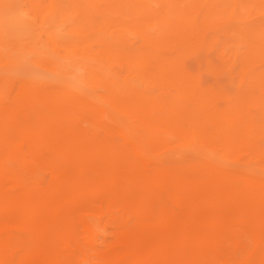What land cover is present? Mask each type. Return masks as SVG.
I'll use <instances>...</instances> for the list:
<instances>
[{"label": "rangeland", "instance_id": "1", "mask_svg": "<svg viewBox=\"0 0 264 264\" xmlns=\"http://www.w3.org/2000/svg\"><path fill=\"white\" fill-rule=\"evenodd\" d=\"M0 1H4V0H0ZM34 1L35 2L37 1L35 7L30 5L31 0H18V2H20L19 5L17 4L16 0H15V2H14V0H5L4 2H0V14L3 13L2 15H0V21L3 22L2 23L3 25L7 24V21L11 22L12 23V29L17 31V32H14V30H12V32H14V34L12 32H10L12 34L7 35L8 36V37L6 36L7 38L5 37L6 39H8L9 37L11 39L8 41H6V39H5V42H4V44L6 43L5 46L8 43V47L11 48V47H13V44H15V43H16V45L20 46L21 45L20 43L25 42L24 44L22 43L24 46L23 45L20 46V49H21V47H23L24 50L21 49L18 51L19 47L15 45L13 47L14 49L13 48L11 50L9 48H8L9 50L5 49L7 52H9V53H7V52H4L5 50L1 51L2 49L0 48V52H2V54H3V55H0V56H3V57H1V59H4V60L0 59L1 60L0 61V67H1L0 72H2V74H3V71L5 72V75L4 74L2 75L0 73V78H1L0 80H3L4 77H6V76L12 77L13 75H16V73H17L16 77L13 76L14 80L12 77L11 84L9 85L10 88L8 86V90L4 92L5 94L4 93L0 94V117H2L1 114H3L4 115L3 117H5L7 120L9 119L10 123L15 122V121L18 123L20 121L18 128L16 129V132H15L16 137L12 141V143L15 146H16V144H18L16 147L20 153L23 151L21 153V158H20L21 161L23 159V161H22L23 164L21 163L17 166V169L19 168L18 171H20V172L15 171L16 172L15 173L12 171H5L3 174L0 175V182L3 185H5L6 182L22 175L23 173H24L23 176L29 178L31 181L37 180L40 183H47L50 181L49 171L46 170L43 162L40 159H37L36 157H34L32 155V153L30 152V148L28 146V142L26 140H24L23 135H22V132H24V128L26 127V124H24V123L27 120L26 118H23V117H27L28 113L22 112L20 114L17 113V115H15L16 114L15 111L17 110L16 108L18 107V104L20 103L19 96L16 95V97H15V94H18L20 88L22 89L23 87L24 88H30L31 87L33 89H38V90L39 89L40 90H48L51 87L54 88L56 85L57 86L61 85L66 80L74 81V80H77L78 78L84 79V83H86L85 84V86H86L93 79V74H94L93 71L94 72L98 71L100 74H104L107 84L109 83L105 87L104 86L101 87L102 95L104 94L105 97L106 96L109 97V94H113L112 96H116V95H119V93H121V91L123 89H125L128 92L129 91L132 93L134 92L133 94L136 95V98L140 99L139 102L142 103L143 105L135 107L131 112H128L126 115L124 114V115H120V116H118L117 110H112L113 112L111 111L110 113L114 116H113V118L109 119L112 123L109 120H106V122H104L103 119H101V118H95L97 115V112L93 108H92L93 110L91 108L90 109L88 108V110H84L86 112L85 114L75 113V112L69 111L68 114H69L72 122L73 121L75 122V127L82 126L86 129L89 128L88 129L89 133L93 134L97 141H99L101 144H103L106 149L112 150L116 154L113 157L104 156L100 159H97V158L91 159L87 162V164H98L99 163L102 166L105 165V166H108L110 168L113 167L115 175L117 177H119L120 180L126 181L127 179H130L131 177L133 180H135L136 178L140 177L141 174L145 173V170L141 167L140 160L130 150L131 149L130 146L122 138H120L119 133L117 131H115V127L116 126H122V128H124V126L130 125L132 128L135 129V131L138 133L139 136L143 135L146 137V149H147L146 150L147 151V153H146V166H147L146 167V170H147L146 171V177H148V178H146L147 179L146 180V185H147L146 186V202H144V200H135L134 202L128 201L127 204L121 202L119 204L112 206V210H110V211L111 212L113 211L112 212L113 214H115V215L117 214L116 216L119 219H122L126 224H129L130 226L134 225L133 218L136 215V212L138 209H140V211L144 210V209H148V210H146V220L150 221L149 223H152L155 225L161 220V218L163 216V212H167L169 215H173L175 217L176 223H177V221L178 222L181 221L182 217L190 209L191 210L194 209V211L196 209L199 210V211H197V210L195 211L197 214L202 211L201 212L202 215H205V212H206V215H209L208 211L210 214H213L214 212H215V214L216 213L223 214L226 219L222 218V220L220 222H221V225H223V227L224 226L226 227V228L224 227L226 230L225 229H224L225 231L222 230V233L221 232L219 233L217 240L213 241V242H216V244L213 243L211 246L208 247L207 252H209L210 255H209V253L207 254V257L204 259L205 263L203 261V264H207V262H208V264H212V261H213V264H240V263L245 264V260H246L247 256H249V255L254 256L252 258V264H260L261 262H258V260L255 258V256H256L255 253H257L256 252L257 251L256 250L257 244H260V247H262V246L264 247V228H263L264 227L263 226L264 225V218H262V216L264 215V211H263L264 210V200H263L264 199V181H262V180H264V177L261 176V174L264 173V168H263L264 167V155H263L264 154V139L260 140L262 137L264 138V136H263L264 135V127H263L264 126L263 125L264 124V113H262V112H264V97H263L264 96V60H263L264 59V44H263L264 43V23H263L264 22V0H241V1L240 0H237V1L236 0H228V2L231 5L227 2V0H203L204 2H202V4H200L202 0H188V2H187V0L186 1L185 0H183V1L182 0H175V2H174V0H162V3H161V0H149V1L148 0H141V1L135 0L136 2L140 1V3H138L139 5H137V3L135 1H134L135 3H132L133 0H127V2H126V0H124V2H123V0H108L107 3H106L107 0H103L105 5L102 2V0H98V1L97 0L96 1H94V0H57V1L53 0L54 5L50 9H49V5L51 3V0H33V2ZM118 1H119V3H118ZM171 1H173V2H171ZM192 1H194L193 4H190V3H192ZM199 1H200V3H197ZM93 2H95V4H93ZM96 2H98V3H96ZM159 2L162 4V6H161V4H159ZM206 2H208L209 4ZM237 2H238V4H236ZM65 3H67V4L64 5ZM157 3H158V6H156ZM170 3H171V5H169ZM188 3H189V5H187ZM121 4L123 6H121ZM227 4H229L230 6ZM239 4H241V5H239ZM58 5H59V7H58ZM92 5H93V7H92ZM99 5H100V8H99ZM184 5H186V6H184ZM237 5H239L238 6L239 10H238V7L236 10ZM19 6H22V8ZM120 7H121V11L119 12ZM122 7H124V8H122ZM18 8H20L21 10ZM125 8L127 10H125ZM183 8H185L186 12H184ZM57 9L60 11V13ZM99 9H101V10H99ZM122 9H124V10H122ZM13 10H15V11H13ZM90 10H92L94 12H92ZM128 10H130V11H128ZM142 10L144 11V13L142 12ZM167 10L169 11V14H168ZM235 10H236V12H235ZM111 11H113V12H111ZM145 11H147L148 14L150 12V14L149 15L146 14ZM156 11H158L157 14H156ZM163 11H165V12H163ZM208 11H209V13H208ZM26 12L27 13L29 12V13L27 14ZM105 12H107V13H105ZM129 12L133 18L128 14ZM177 12L178 13L183 12V13H181L183 16H181L180 14H177ZM206 12H207V15L205 14ZM210 12L212 14L213 13L216 14V16L213 15V16H215V17H213ZM92 13H95V14L92 15ZM121 13H122L123 17H121ZM133 13L135 16L133 15ZM217 13H218V15H217ZM102 14H103V16H102ZM116 14H118V16ZM123 14H125V15H123ZM144 14H146L147 16H145ZM219 14L221 16H219ZM28 15H30L31 17ZM128 15L130 16L131 19L128 18L129 17ZM152 15L155 16L156 20L153 19ZM34 16H38L39 19L37 18V20H36V17L34 18ZM41 16H44L43 20H42ZM95 16L97 17V19L95 18ZM138 16H139V18H138ZM148 16H150V18L151 17L152 18L149 19ZM180 16H181V18H179ZM237 16H239V18ZM240 16H241V18H240ZM142 17H145V18H143L144 20H146V19L148 21L152 20V19L153 20L148 22V23H147V20L138 22L140 19L142 20ZM166 17L171 18V19L173 18L172 20L170 19L173 25L170 24V22H168L169 20ZM248 17H249V19H248ZM46 18H50V19L52 18V19L51 20L48 19L49 20L48 21V20H45ZM232 18H234V19L232 20ZM237 18H238V20H237ZM32 19H34V20H32ZM84 19L86 20V22H84L85 21ZM177 19H180V21L178 20L179 21L178 22ZM39 20H40V22L42 21L41 24H40ZM99 20H101V21H99ZM161 20H163V21H161ZM227 20H228V22H227ZM230 20H231V23H232V21H233V23H235L236 21L239 22V20L241 23L239 25V23L236 22V24H233V26H234V28H233L231 23H230ZM234 20H236V21H234ZM243 20H245V21L243 22ZM78 22H80L81 24ZM143 22H144V24H143ZM167 22L170 24V26H169V24H167ZM48 23H50L48 25V27H45ZM84 23H86L87 26ZM78 24L80 25V27ZM259 24H261V25H259ZM26 25H28V27H30V28H28ZM51 25L53 26L52 30H50L52 28ZM149 25L151 26V28ZM19 26H22V28ZM225 26H227V28ZM243 26H244V28H243ZM26 27H27V29H26ZM140 27H143V28L145 27L146 29L145 28L144 29L146 31H144L143 28L140 29ZM153 27H155V29H153ZM163 27H164V29H163ZM165 27H168V28L165 29ZM170 27L173 31H171V29L169 30ZM179 27H180V29H179ZM229 27H232V29ZM74 28H76V30H73ZM225 28H226V30H225ZM149 29L152 30L153 32H151ZM32 30H35V33H34V31H33V33H31ZM161 30L163 31L162 33H161ZM177 30H179V31L177 32ZM46 31H48L47 35L44 34ZM120 31L123 33V36L121 33H119ZM142 31H144V32H142ZM102 32H104V33H102ZM110 32H111V34H110ZM115 32H118V34H115ZM30 33H31V35H34L35 38L32 39L33 36H31ZM71 33H73V34H71ZM161 34L162 35L164 34V36H162ZM231 34H234L233 37L236 36V38H232ZM229 35H230V37H228ZM22 36H24V37H22ZM63 36H66V37H63ZM226 36H227V38H226ZM60 37H63V38H60ZM114 37H115V40H114ZM12 38H14V39H12ZM118 39H120V40L118 41ZM150 39L153 43H155V45H159L160 47L159 46L156 47L150 41ZM187 39H190V40H187ZM234 39L237 41L235 42ZM257 39H260V40L257 41ZM51 40L56 44L55 46L52 44ZM111 40H114V41L117 40V41L114 42ZM185 40H187V41H185ZM255 40L257 43H259L260 46L257 45ZM20 41H22V42H20ZM98 41H101V42H98ZM184 41L186 43H184ZM17 42L19 44H17ZM117 42H120V43H117ZM50 43H51V46H50ZM105 45L107 47L106 48L107 50L105 49ZM119 45H121V46H119ZM124 45H126V47ZM38 46H39L40 50L39 49L37 50ZM177 46H179L178 48H181V49L178 50ZM17 47H18V49H16ZM145 47L152 50V52L150 50H147V49L144 50ZM6 48H7V46H6ZM129 48H132V49H129ZM141 48H143V49H141ZM153 49H154V51H153ZM231 49H233V50H231ZM254 49H255V51H254ZM22 50H23V52H22ZM25 50H27V51H25ZM113 50H114V52H113ZM156 50H158V51L163 50L164 54L161 52H157ZM165 50H166V52H165ZM14 51H16V52H14ZM179 51H181V52L179 53ZM252 51H254L255 53ZM54 52L56 54H54ZM168 52H169V54H168ZM231 52H233V55H231L232 54ZM5 54L8 55V57ZM46 54H47V56H46ZM50 54L51 55L53 54L55 56L54 57L55 59L53 58V55L51 58ZM28 56H30V59ZM66 56H67V58H66ZM82 56H83V59H82ZM241 56H243L244 58L243 57L241 58ZM254 56L256 59L254 58ZM5 57H7V58H5ZM16 57H18V59H15ZM61 57H63V58H61ZM163 57H164V60L162 59ZM228 57H230V58H228ZM20 58H21V60H19ZM91 58H93V59H91ZM61 59H62V61H61ZM63 59H65V60L63 61ZM85 59H87L88 62ZM166 59H168V62H166ZM226 59H227V61L230 60V62H227ZM242 59H244V60L246 59V61H244ZM178 60H180V61H178ZM8 61H11V62L8 63ZM15 61L18 62V64H16ZM51 61H56L54 66L52 65ZM255 61H256V63H254ZM234 63L236 65H234ZM232 65H233V67H232ZM244 65H246L245 68H244ZM168 66L169 67L171 66V67L169 68ZM251 67H253V68H251ZM77 68H78V70H77ZM96 68H99V69H96ZM243 68H244V70H243ZM54 69L56 71L53 72ZM226 69L227 70L229 69V70L227 71ZM231 69H232V71H231ZM44 70H45V72H44ZM76 70H77V72H75ZM187 70H189V72ZM62 72L67 73V78H65V75L61 74ZM190 72H191V74H190ZM197 72H198V74H197ZM237 72H239V73H237ZM241 72H242V74H241ZM253 72H254V75L252 74ZM6 73L9 75H7ZM40 74H41V77H47V79L39 77ZM47 74L49 76L50 75L54 76V78L51 79L50 78L51 76L49 77V76H47ZM193 74L196 76H193ZM262 74H263V76H262ZM70 75H72L73 77H76V78L74 79L72 76L70 77ZM170 75L173 77H170ZM181 75H182V78H181ZM198 75H199V77H198ZM218 75H219V77H218ZM255 75L257 78L254 77ZM25 76L29 77V78H25ZM178 76H179V78H178ZM258 76L259 77L262 76L261 77L262 79L259 80L260 78ZM49 78L53 81H50ZM167 78H168V80H165ZM247 78L249 80H247ZM60 79H61V82H60ZM180 79L182 82H180ZM192 79H196L199 81H196V80L193 81ZM257 79H258V82H260L261 84L256 82ZM55 80H59V81H57L58 83L55 82ZM186 80L188 82H185ZM189 80H190L191 84H189ZM201 81L204 85L199 84ZM183 82L186 84L184 85ZM195 82L196 83L198 82L197 85ZM27 84L29 87L27 86ZM168 84L170 87L166 86ZM194 85L196 86V88ZM88 86L89 85H87V87ZM186 86H187V88H186ZM165 87H169V88L167 89ZM192 87H193V89H192L193 91L190 90V88H192ZM204 88H206V89H204ZM135 89L138 91H136ZM185 89H188L191 92L188 90L186 91ZM108 90H112L114 93L112 91H110L111 92L110 93ZM198 90H200L201 93H199L200 91H198ZM208 91H210V93ZM217 91H219L221 94H218L219 92H217ZM193 92H195V94ZM214 92H216L217 94H215ZM183 93H185V94H183ZM189 93H190V95H188ZM197 93H198V97L201 100L198 97L197 98L195 97V96H197L196 95ZM205 95L209 96V97H207L208 101L206 99H204L206 97ZM153 97H154V99H153ZM116 99H117V97H116ZM172 99L177 100V101L179 100V102L185 101L184 103H186V104L183 105V102L182 103L178 102L179 104H181V105H179L177 103V101L175 103V101L173 102ZM181 99H182V101H181ZM195 99H198L199 101L198 100L195 101ZM119 101L117 103H119ZM156 101H157V103H156ZM204 101L206 102V103H204V105L207 106V109H206V106H203ZM161 103H164L165 105L161 104ZM156 104L159 105L158 107L160 109H158ZM190 104L191 105L193 104L192 107ZM211 104L214 105V107L215 106L216 107L214 108ZM161 105H163V106H161ZM174 105L178 106L179 108L175 107ZM12 107H14V108H12ZM149 108H151L150 111H149ZM152 108L153 109L155 108V110H153ZM253 108H254V110H252ZM185 109H187V111ZM176 110H178V111H176ZM212 110H214V111H212ZM216 110L217 111L220 110L221 115L219 114V111L217 113L219 115H217ZM240 110H242L244 112H241ZM245 111H248V112L245 113ZM250 111L252 112V115H251L252 119L249 116L251 113ZM94 113H96V114H94ZM242 113L243 114L245 113L244 117H243V115L241 116ZM142 114H146V118H147L146 124H141L140 121L136 120L137 116H140ZM155 114L157 115V117ZM161 114H162V117H161ZM192 114H194V115H192ZM14 115H15V117H14ZM177 115L179 116V119H177L178 118ZM199 115L202 117H200ZM130 116H131V118H130ZM212 116H214L216 119L214 120V117L211 119ZM87 117L98 120V121H102V123L98 126L99 129L96 128V130H94L95 129L94 126L91 125L92 123L87 120ZM155 117H156V119H155ZM190 117L193 119H197V121L193 120V119H191L189 121ZM236 117H238V119H235ZM15 118H16V120H15ZM152 120L155 121V123L154 122L152 123ZM182 120L183 121L185 120V121L180 123L179 121H182ZM186 120H188L187 121L188 124L186 123ZM243 120L245 122L249 123L248 128L245 127L247 125L246 123L242 124V123H244ZM249 120H250V122H249ZM218 121H220L222 123L225 122V123L221 125V123ZM69 122H71V121L69 120L67 123L61 122V124H60V122L59 123L54 122L53 125H51L49 128H47L49 130L46 129V131H44V133L42 135L43 137L45 136L44 140L46 141V142L43 141L46 145L45 144L42 145L43 146L42 149L44 150V152L51 149V148H54L55 146H61L62 147L63 145H65L67 143L66 137L69 134H71L70 128L74 127V125L71 126V124H73V123H69ZM119 122H120V124H119ZM171 122H173V123H171ZM202 122H204V124ZM210 122H211V124H210ZM55 123L58 125L56 126ZM190 123H192V124H190ZM135 124H137V125L135 126ZM212 124H214L216 126V128H214V126ZM216 124H218V125H216ZM225 124H226V127L224 126ZM154 125H156V126H154ZM184 125H187V126H184ZM210 125H212V126H210ZM237 125H238V127H236ZM239 125H240V127H239ZM87 126H89V127H87ZM91 126H93V127H91ZM196 126L198 128H196ZM206 126H208V127H206ZM110 127H112V128H110ZM180 127H182V128H180ZM210 127H212V130H214L215 133H214V131H212L210 129ZM242 128H244V130ZM20 129L23 131L20 132ZM174 129H175V131H174ZM97 130H99V131H97ZM185 130H187L188 133ZM218 130H219V132H218ZM178 131H180V132L182 131V132L180 133ZM184 131L186 132V134ZM200 131H202L203 133ZM221 131H223V132H221ZM241 132H242L243 136H241V134H240ZM248 132L250 134H248ZM244 133H246L248 136H246V135L244 136ZM48 135L50 136V138L47 137ZM214 135H216V136H214ZM187 136H189L190 138ZM195 136H196V138H194ZM259 136H261V137H259ZM235 137H237V139H235ZM251 137H253V139ZM191 138H192V140H191ZM197 138L199 141L197 140ZM200 138H201V140H200ZM218 138L221 140H219ZM222 138H224L225 140ZM243 138H245V139H243ZM249 138L251 139V141ZM120 139H121L122 144H120V142H119ZM242 139H243V142H242ZM52 140L54 142H52ZM184 140L186 141V143ZM116 141H117V143H116ZM148 141H151V144H153V142H155L153 145L154 146L153 148L155 150H153V148L151 149L152 146L150 145V143ZM209 141H211V142H209ZM212 141L215 142V144ZM232 141H235V143H237V144L239 143V141H241L242 144L239 143L238 145H236V144H233ZM50 142L52 143V145L54 144L55 146L53 145V147H52L50 145L51 144ZM144 142L145 141H143V143ZM187 142H188V144H187ZM59 143H60V145H58ZM147 143L149 145H147ZM157 143H158V146H157V148H155ZM189 143H190V145H189ZM198 143H200V144H198ZM118 144H120L121 147L123 146L122 149H121L120 145L118 146ZM176 144H178V145H176ZM179 144H180V146H179ZM48 145L50 146V148L48 147ZM188 145H189V147H188ZM192 145H195L196 147L193 146L194 147L193 148ZM198 145H199V148H197ZM124 146L127 148H125ZM20 147H22V148H20ZM179 147H181V148H179ZM214 147H217V148H214ZM118 148L120 149L121 152L119 151ZM186 148H187V150H186ZM191 148L195 151H193ZM227 148H228V150L226 151ZM203 149H206V150H203ZM212 149H214V150H212ZM224 149H225V151H224ZM126 150H128V151H126ZM152 150L155 153H153ZM165 150H167V151H165ZM207 150H208V152H206ZM220 150L224 151V153H222V151H220ZM157 152L159 155L157 154ZM161 152H164V153H161ZM195 152H197L199 155L195 154ZM227 152H229V154ZM252 152L254 153V155ZM173 153L177 154V156H175ZM183 153H184V155H183ZM208 153H209V155H208ZM147 154L151 155V157L150 156L148 157ZM153 154H154V156H152ZM214 154H216L218 157H216V155H214ZM168 155H169V157H167ZM202 155H204V156L207 155L208 157L207 156L203 157ZM249 155H251L250 159H249ZM209 157H211V158H209ZM247 157H248L249 161L246 160ZM126 158H129V160ZM184 158H186L187 160ZM216 159L218 161L215 162ZM221 159H223V160H221ZM127 160H128V162H127ZM194 160L197 162L193 163V162H195ZM204 160L207 162V164ZM135 161H137V162L134 163ZM181 161L186 163V164L182 163ZM202 162H203V165H202ZM218 162H222V163L219 164ZM148 164H149V166H148ZM176 164H177V166H176ZM204 164H205V167H204ZM229 164H230V166H229ZM233 164H235V165H233ZM132 165H134V168H132L133 167ZM138 165H140V166H138ZM154 165H158V167L157 166L155 167ZM260 165H263V167ZM257 166L259 167V171L257 170L258 169ZM20 167H22L23 169ZM136 167H138V168L136 169ZM247 167L250 169H248ZM174 168H175L176 172L173 170ZM156 169H158V170L160 169V171L163 172L162 184H160V185L159 184L155 185L153 183V180H151V179L155 178V176L158 172V170H156ZM251 169H253V172ZM260 169L263 171V173H262V171H260ZM126 170L127 171L129 170V171L127 172ZM223 170L225 172H223ZM149 171L151 174H148ZM186 171L188 174L190 172H192V174L191 173H190V175L185 174ZM21 172H23V173H21ZM233 172H235V173H233ZM242 172L244 174H242ZM195 173H196V175H193ZM34 174L36 176H34ZM169 174H171L170 178H172V179H169ZM129 175L131 177H129ZM176 175L179 177H177ZM201 175H203V176L201 177ZM236 175H238V176H236ZM245 175H247V176H245ZM258 175H260V176H258ZM187 177H188V179H187ZM189 178L190 179L192 178V179L189 180ZM230 178L232 179L231 181L229 180ZM182 179H184V180H182ZM186 179H187V181H185ZM166 180L173 185L170 184L171 185L170 186ZM148 181L152 182V183H150V184L148 183L149 184L148 185L147 184ZM184 181L186 183L187 182H190V183L186 184ZM212 181H213V183H212ZM219 181L220 182L222 181L223 184L225 183V185H223ZM176 182H179V183H176ZM209 182H211V184H209ZM164 183H168V184H164ZM163 184H164V186H163ZM184 184L189 185V186L186 187V185H184ZM196 184H198L199 187H197ZM193 185H195V186H193ZM76 186H77V189H82L83 185L81 184V182H78L74 185L75 188H76ZM5 188L8 191L12 190L10 188V186H8V185H5ZM187 188H188V191L186 190ZM153 189H154V191H153ZM121 190L126 193L127 191H129V188L126 187V185H124L121 187ZM199 191H201V192H199ZM128 194L131 196L130 192H128ZM187 194H189L191 197ZM259 194L261 195L262 200H261V197ZM203 195H205V196H203ZM201 196H203L204 200L201 198ZM135 197H136V195H134L131 200H133ZM154 197H156V198H154ZM192 197L195 199H193ZM147 198H149V199H147ZM150 198H152V199L154 198L153 201H155V202H151L152 199H150ZM208 198H212V199L209 200ZM214 199H215V201H214ZM92 200H94L93 204L98 209L99 208L102 209L103 212L109 211L108 206L106 204H104L101 199L92 198ZM196 200L198 202H195ZM257 200H259V202H261V203H259ZM147 201H149L150 203ZM209 201L212 204V206L209 203ZM203 202H204V205H206V206H204L202 204ZM236 202H238V203H236ZM239 202L242 204V206L245 205L244 206L245 208L242 207L241 205H239L240 206V208H239L238 207V204H240ZM196 203L199 205L196 206ZM145 204H146L147 208L144 207ZM164 204H166L167 206H165ZM259 204L263 208L256 207V206H259ZM149 205L151 208L149 207ZM200 205L203 206L207 211L205 209L204 210L200 209L201 208ZM209 205L214 209L210 208ZM214 205L216 206V210H215V207H213ZM234 205L236 207H234ZM189 207H191V208H189ZM197 207H199V208H197ZM126 208H127V210H126ZM184 208H186V209H184ZM125 210L128 212V214H127V212H125ZM153 210L155 212H153ZM210 210H212V211L210 212ZM218 210L221 212H219ZM230 211L236 212V213L231 214ZM203 212H204V214H203ZM238 212H240L241 214L244 213V215H241ZM129 213H131V214H129ZM245 213H247V214L245 215ZM201 214H199V215L201 216ZM255 214H257V216ZM94 215H95L97 220L99 219L103 222L104 225L106 224V217L98 214L100 216V218H99V216L97 214H94ZM232 215L235 217H233ZM248 216H250V217H248ZM128 217H129V219H128ZM255 217H256V219H255ZM224 220H225V222H224ZM252 220H255V221H252ZM222 221H223V223H222ZM250 221H252V222H250ZM256 221L258 223L260 222V224L263 223V225L261 224L263 227L259 226L260 228H258L259 224ZM227 222H228V224H231L232 228L234 227L236 229H234V228L232 229L230 227V225L229 226L226 225ZM229 222H231V223H229ZM245 222H248V223L250 222L249 223L250 226L248 223H245ZM201 223H202V221H201ZM241 223H243V224L245 223V224L243 225ZM252 223L255 224L256 226H254ZM184 225L188 230L193 229V223L187 222V223H184ZM202 225L203 226L205 225L204 222L201 224V226ZM107 226H108L107 227L108 232L112 233V226L109 224ZM191 226H192V228H189ZM227 227H228V229H227ZM203 228L207 229L206 226H204ZM242 229H244V230H242ZM157 231H158V228H156V226H154V225L148 226L147 225L146 229L144 230V235H146L147 238H150V236L152 238L154 236V234H156ZM229 231H231V233H229ZM235 232L236 233L238 232L239 234H236ZM14 233H16L15 230H14ZM223 234H225L226 236ZM242 234H244V235H242ZM226 237L228 239H225ZM239 239L241 241H239ZM235 243H236V245H235ZM244 243H247V244L249 243L248 247H247V244H244ZM224 244H225V247H224ZM229 244L231 247L229 246ZM213 245H215V246H213ZM79 246H85V244H84V241L82 239L81 234H79V231H78V234L76 235V237H74L72 240L69 241V247H70V250L74 254H78V247ZM219 246H221V247H219ZM223 248H225V249L223 250ZM226 252L228 253V256H227ZM212 257H214V258H212ZM189 259H190V253L188 251H181V252H178L176 254L170 255V257L168 258V263L169 264H190ZM93 261L98 263V264L100 263L98 259H93Z\"/></svg>", "mask_w": 264, "mask_h": 264}, {"label": "bare ground", "instance_id": "2", "mask_svg": "<svg viewBox=\"0 0 264 264\" xmlns=\"http://www.w3.org/2000/svg\"><path fill=\"white\" fill-rule=\"evenodd\" d=\"M5 1V0H4ZM4 1H0V2H4ZM17 1V4L19 5L20 2ZM57 1V0H56ZM96 1V0H94ZM98 1V0H97ZM135 0H133L132 3ZM141 1V0H140ZM136 2L137 5H139ZM149 1V0H148ZM183 1V0H182ZM186 1V0H185ZM237 1V0H236ZM241 1V0H240ZM15 2V0H14ZM37 2V1H36ZM36 2L33 0H31V6L35 7L36 6ZM65 2V1H64ZM103 2V0H102ZM108 2V0L106 1V3ZM124 2V0H123ZM127 2V0H126ZM166 2V1H165ZM173 2V1H171ZM175 2V0H174ZM188 2V0H187ZM194 1H192L193 4ZM196 2V1H195ZM202 2H204L203 0L197 3L202 4ZM226 2V1H225ZM228 2V0H227ZM239 2V1H238ZM238 2L236 4H238ZM88 3V2H87ZM98 3V2H96ZM104 3V2H103ZM102 3V4H103ZM119 3V1H118ZM162 3V0H161ZM159 2V4H161ZM177 3V2H176ZM189 3L187 5H189ZM208 3V2H206ZM229 3V2H228ZM246 3V2H245ZM244 3V4H245ZM67 3H65L64 5H66ZM89 4V3H88ZM93 4H95V2H93ZM123 4V3H122ZM121 4V6H123ZM126 4V3H125ZM153 4V3H152ZM209 4V3H208ZM230 4V3H229ZM227 4V5H229ZM233 4V3H232ZM243 4V5H244ZM21 5V4H20ZM54 5V1L51 0V3L49 5V9L51 7H53ZM60 5V4H59ZM58 5V7H59ZM87 5V4H86ZM101 5V4H100ZM99 5V8H100ZM105 5V3H104ZM108 5V4H107ZM134 5V4H133ZM132 5V6H133ZM171 5V3L169 4ZM178 5V4H177ZM199 5V4H198ZM231 5V4H230ZM229 5V6H230ZM241 5V4H239ZM236 6V10L237 7ZM81 6V5H80ZM85 6V5H84ZM96 6V5H95ZM128 6V5H127ZM158 6V3L157 5ZM160 6V5H159ZM162 6V4H161ZM181 6V5H180ZM186 6V5H184ZM22 8V6H19ZM66 7V6H65ZM68 7V6H67ZM91 7V6H90ZM93 7V5H92ZM104 7V6H103ZM109 7V6H108ZM126 7V6H125ZM170 7V6H169ZM168 7V8H169ZM232 7V6H231ZM2 8V7H1ZM26 8V7H25ZM63 8V7H62ZM102 8V7H101ZM110 8V7H109ZM119 8V7H118ZM124 8V7H122ZM127 8V7H126ZM125 8V10H127ZM161 8V7H160ZM182 8V7H181ZM206 8V7H205ZM220 8V7H219ZM226 8V7H225ZM249 8V7H248ZM3 9V8H2ZM20 9V8H18ZM68 9V8H67ZM84 9V8H83ZM106 9V8H105ZM137 9V8H136ZM184 12L185 11V8ZM211 9V8H210ZM21 10V9H20ZM58 10V9H57ZM101 10V9H99ZM112 10V9H111ZM124 10V9H122ZM159 10V9H158ZM205 10V9H204ZM235 10V12H236ZM239 10V7H238ZM245 10V9H244ZM11 11V10H10ZM15 11V10H13ZM17 11V10H16ZM23 11V10H22ZM59 11V10H58ZM92 11V10H90ZM89 11V12H90ZM117 11V10H116ZM121 11V7L119 12ZM130 11V10H128ZM132 11V10H131ZM168 11V10H167ZM4 12V11H3ZM8 12V11H7ZM94 12V11H92ZM113 12V11H111ZM123 12V11H122ZM127 12V11H126ZM125 12V13H126ZM142 12L144 13V11L142 10ZM141 12V13H142ZM146 14L147 11H145ZM158 11H156L157 14ZM165 12V11H163ZM172 12V11H171ZM212 12V11H211ZM210 12V13H211ZM230 12V11H229ZM241 12V11H240ZM16 13V12H15ZM27 13V12H26ZM29 13V12H28ZM27 13V14H28ZM47 13V12H46ZM60 13V11H59ZM107 13V12H105ZM142 13V14H143ZM173 13V12H172ZM181 13L183 12H177V14H180L181 16H183ZM209 13V11H208ZM225 13V12H224ZM3 14V13H2ZM0 14V15H2ZM12 14V13H11ZM48 14V13H47ZM95 13H92V15ZM104 14V13H103ZM102 14V16H103ZM130 15V12L128 13ZM146 14H144L145 16H147ZM150 14V12H149ZM148 14V15H149ZM155 14V15H156ZM169 14V11H168ZM207 15V12L205 13ZM212 14V13H211ZM235 14V13H234ZM233 14V15H234ZM244 14V13H243ZM25 15V14H24ZM44 15V14H43ZM90 15V14H89ZM106 15V14H105ZM111 15V14H110ZM118 16V14H116ZM125 15V14H123ZM127 15V14H126ZM128 15V16H129ZM134 15V13H133ZM143 15V16H144ZM209 15V14H208ZM216 14H212V16ZM218 15V13H217ZM5 16V15H4ZM27 16V15H26ZM30 16V15H28ZM91 16V15H90ZM131 16V15H130ZM130 16L128 18H130ZM135 16V15H134ZM153 16V15H152ZM172 16V15H171ZM181 16L179 18H181ZM202 16V15H201ZM211 16V17H212ZM213 16V17H215ZM219 16H221L219 14ZM247 16V15H246ZM31 17V16H30ZM36 17V20L38 18V16H34V18ZM42 20L44 19V16H41ZM48 17V16H47ZM88 17V16H87ZM86 17V18H87ZM107 17V16H106ZM121 17L122 13H121ZM132 17V16H131ZM149 19L150 16H148ZM168 17V16H167ZM166 17V18H167ZM218 17V16H217ZM235 17V16H234ZM239 18V16H237ZM3 18V17H2ZM95 18L97 19V17L95 16ZM101 18V17H100ZM133 18V17H132ZM135 18V17H134ZM137 18V17H136ZM139 18V16H138ZM142 17V20L140 19L138 22L141 21H146L144 20ZM176 18V17H175ZM237 18V20H238ZM241 18V16H240ZM246 18V17H245ZM39 19V18H38ZM50 18H46L45 20H48ZM52 19V18H51ZM50 19V20H51ZM83 19V18H82ZM81 19V20H82ZM91 19V18H90ZM127 19V18H126ZM131 19V18H130ZM129 19V20H130ZM153 19H155V16H153ZM152 19V20H153ZM170 22V24H172L171 18H167ZM171 19V20H170ZM234 18H232L233 20ZM249 19V17H248ZM247 19V20H248ZM34 20V19H32ZM35 20V21H36ZM80 20V19H79ZM85 20V19H84ZM83 20V21H84ZM104 20V19H103ZM125 20V19H124ZM152 20H147V23L152 21ZM156 20V19H155ZM165 20V19H164ZM180 21V19H177V21ZM49 21V20H48ZM56 21V20H55ZM54 21V22H55ZM82 21V22H83ZM101 21V20H99ZM136 21V20H135ZM163 21V20H161ZM178 21V22H179ZM236 21V20H234ZM245 20H243L244 22ZM40 22V20H39ZM42 22V21H41ZM40 22V24H41ZM74 22V21H73ZM86 22V20L84 21ZM88 22V21H87ZM155 22V21H154ZM160 22V21H159ZM167 22V24H169ZM228 22V20H227ZM237 22V21H236ZM230 23L232 25V27L234 28L233 24ZM242 22V23H243ZM3 22L0 21V48L2 49L1 51H4L5 49L7 50L8 47V43H7V48L4 44L5 39L8 37L7 35L9 34H14L15 31L14 29H12V23L7 21V24H2ZM52 23V22H51ZM80 23V22H78ZM165 23V22H164ZM240 25V20L239 22ZM255 23V22H254ZM262 23V22H261ZM264 23V22H263ZM262 23V24H263ZM50 23H48L45 27H48ZM66 24V23H65ZM64 24V25H65ZM81 24V23H80ZM86 25V23H84ZM144 24V22H143ZM155 24V23H154ZM166 24V25H167ZM169 24V26H170ZM29 25V24H28ZM28 25H26L28 27ZM79 25V24H78ZM77 25V26H78ZM90 25V24H89ZM157 25V24H156ZM173 25V24H172ZM225 25V24H224ZM261 25V24H259ZM52 26V25H51ZM50 26V27H51ZM87 26V25H86ZM141 26V25H140ZM150 26V25H149ZM168 26V27H169ZM228 26V25H227ZM227 26H225L227 28ZM230 26V25H229ZM18 27V26H17ZM22 28V26H19ZM25 27V26H24ZM26 27V29H27ZM55 27V26H54ZM80 27V25H79ZM85 27V26H84ZM89 27V26H88ZM96 27V26H95ZM168 27H165V29H167ZM176 27V26H175ZM232 27H229L232 29ZM236 27V26H235ZM30 28V27H28ZM91 28V27H90ZM103 28V27H102ZM143 27H140V29H142ZM145 28V27H144ZM143 28L144 31H146ZM149 28V27H148ZM151 28V26H150ZM177 28V27H176ZM225 28V30H226ZM238 28V27H237ZM244 28V26H243ZM32 29V28H31ZM53 29V26L50 30ZM126 29V28H125ZM128 29V28H127ZM153 29H155V27H153ZM164 29V27H163ZM171 29V27L169 28V30ZM180 29V27H179ZM12 30H14V32H12ZM49 30V31H50ZM61 30V29H60ZM73 30H76V28H74ZM120 30V29H119ZM123 30V29H122ZM150 30V29H149ZM247 30V29H246ZM25 31V30H24ZM35 33V30H32L31 33ZM63 31V30H62ZM66 31V30H65ZM125 31V30H124ZM129 31V30H128ZM142 31V32H144ZM148 31V30H147ZM151 32H153L152 30H150ZM149 31V32H150ZM166 31V30H165ZM171 31H173L171 29ZM176 31V30H175ZM179 30H177L178 32ZM228 31V30H227ZM12 32V33H10ZM83 32V31H82ZM155 32V31H154ZM163 31L161 30V33ZM176 32V33H177ZM236 32V31H235ZM246 32V31H245ZM249 32V31H248ZM30 33V35H31ZM74 33V32H73ZM71 33V34H73ZM85 33V32H84ZM83 33V34H84ZM104 33V32H102ZM119 33L122 34L123 33L120 31ZM129 33V32H128ZM132 33V32H131ZM134 33V32H133ZM180 33V32H179ZM45 35L48 34V31H46L44 33ZM111 34V32H110ZM115 34H118V32H115ZM140 34V33H139ZM144 34V33H143ZM16 35V34H15ZM96 35V34H95ZM94 35V36H95ZM131 35V34H130ZM136 35V34H135ZM134 35V36H135ZM162 35V34H161ZM178 35V34H177ZM234 34H231L232 38H236V36L233 37ZM260 35V34H259ZM7 36V37H6ZM28 36V35H27ZM33 38H35L34 35ZM98 36V35H97ZM125 36V35H124ZM128 36V35H127ZM132 36V35H131ZM164 36V34L162 35ZM261 36V35H260ZM263 36V35H262ZM6 37V38H5ZM24 37V36H22ZM66 37V36H63ZM60 37V38H63ZM100 37V36H99ZM133 37V36H132ZM230 37V35L228 36ZM17 38V37H16ZM137 38V37H136ZM227 38V36H226ZM14 39V38H12ZM20 39V38H19ZM22 39V38H21ZM102 39V38H101ZM113 39V38H112ZM131 39V38H130ZM143 39V38H142ZM145 39V38H144ZM152 39V38H151ZM150 39V41H151ZM231 39V38H230ZM11 40L10 37L8 39H6V41ZM84 40V39H83ZM115 40V37H114ZM111 40V41H114ZM120 39H118L119 41ZM146 40V39H145ZM184 40V39H183ZM190 40V39H187ZM185 40V41H187ZM235 40V39H234ZM260 39H257V41ZM17 41V40H16ZM52 41V40H51ZM57 41V40H56ZM92 41V40H91ZM117 41V40H116ZM114 41V42H116ZM128 41V40H127ZM184 41V43H186ZM229 41V40H228ZM237 40H235L236 42ZM12 42V41H11ZM22 42V41H20ZM29 42V41H28ZM101 42V41H98ZM134 42V41H133ZM152 42V41H151ZM256 42V40H255ZM10 43V42H9ZM14 43V42H13ZM23 43V42H22ZM22 43H20L21 45H23ZM31 43V42H30ZM29 43V44H30ZM120 43V42H117ZM132 43V42H131ZM153 43V42H152ZM210 43V42H209ZM257 43V42H256ZM12 44V43H11ZM17 44H19L17 42ZM52 44L55 46L56 44L52 41ZM115 44V43H114ZM155 45V43H153ZM264 44V43H263ZM10 45V44H9ZM16 45L13 44V47ZM20 45V46H21ZM31 45V44H30ZM46 45V44H45ZM44 45V46H45ZM257 45H259V43H257ZM12 46V45H11ZM18 46V45H16ZM18 47L16 49L21 50L23 49V47H21L20 49ZM24 46V45H23ZM51 46V43H50ZM103 46V45H102ZM121 46V45H119ZM126 47V45H124ZM156 47L159 45H155ZM176 46V45H175ZM184 46V45H183ZM260 46V45H259ZM9 48L10 50L13 48ZM53 47V46H52ZM160 47V46H159ZM179 46H177L178 48ZM257 47V46H256ZM59 48V47H58ZM106 45H105V49H106ZM8 49V50H9ZM14 49V48H13ZM40 50L39 46L37 48V50ZM132 49V48H129ZM134 49V48H133ZM136 49V48H135ZM143 49V48H141ZM150 50L149 48H144V50ZM162 49V48H161ZM181 48H178V50H180ZM239 49V48H238ZM4 52H7V51ZM24 50V49H23ZM22 50V52H23ZM59 50V49H58ZM107 50V49H106ZM176 50V49H175ZM233 50V49H231ZM252 50V49H251ZM17 51V50H16ZM14 51V52H16ZM27 51V50H25ZM32 51V50H31ZM42 51V50H41ZM152 52V50H150ZM154 51V49H153ZM157 52H161L164 54V51H158ZM163 51V52H162ZM171 51V50H170ZM235 51V50H234ZM255 51V49H254ZM252 51V52H254ZM3 52V53H4ZM13 52V51H12ZM21 52V53H22ZM114 52V50H113ZM148 52V51H147ZM166 52V50H165ZM175 52V51H174ZM181 51H179L180 53ZM251 52V51H250ZM9 53V52H7ZM34 53V52H33ZM32 53V54H33ZM73 53V52H72ZM172 53V52H171ZM170 53V54H171ZM233 55V52H231ZM255 53V52H254ZM27 54V53H26ZM31 54V53H30ZM54 54H56L54 52ZM107 54V53H106ZM169 54V52H168ZM0 55H3L2 52H0ZM6 55V54H5ZM13 55V54H12ZM51 55V54H50ZM53 55V54H52ZM51 55V58H52ZM177 55V54H176ZM8 57V55H6ZM36 56V55H35ZM47 56V54H46ZM179 56V55H178ZM230 56V55H229ZM3 56H0V59ZM5 57V58H7ZM30 59V56H28ZM55 56L53 55V58ZM184 57V56H183ZM243 56H241L242 58ZM63 58V57H61ZM67 58V56H66ZM70 58V57H69ZM166 58V57H165ZM230 58V57H228ZM240 58V57H239ZM238 58V59H239ZM244 58V57H243ZM255 58V56H254ZM262 58V57H261ZM260 58V59H261ZM9 59V58H8ZM7 59V60H8ZM15 59H18V57H16ZM28 59V58H27ZM28 59V60H29ZM55 59V58H54ZM83 59V56H82ZM93 59V58H91ZM164 60V57L162 58ZM256 59V58H255ZM4 60V59H1ZM0 60V61H1ZM21 60V58L19 59ZM59 60V59H58ZM65 59H63L64 61ZM68 60V59H67ZM73 60V59H72ZM87 62L88 60L85 59ZM244 60V59H242ZM258 60V59H257ZM264 60V59H263ZM26 61V60H25ZM62 61V59H61ZM180 61V60H178ZM227 61V59H226ZM235 61V60H234ZM246 61V59L244 60ZM243 61V62H244ZM11 61H8V63ZM27 62V61H26ZM29 62V61H28ZM52 65L54 66L56 61H51ZM166 62H168V59H166ZM227 62H230L227 61ZM248 62V61H247ZM7 63V64H8ZM16 64H18V62L15 61ZM237 63V62H236ZM245 63V62H244ZM256 63V61L254 62ZM15 64V65H16ZM167 64V63H166ZM247 64V63H246ZM13 65V64H12ZM63 65V64H62ZM174 65V64H173ZM234 65H236L234 63ZM99 66V65H98ZM167 66V65H166ZM172 66V65H171ZM170 66V67H171ZM228 66V65H227ZM69 67V66H68ZM169 67V66H168ZM169 67V68H170ZM215 67V66H214ZM213 67V68H214ZM225 67V66H224ZM233 67V65H232ZM246 67V65H244V68ZM262 67V66H261ZM1 68V67H0ZM231 68V67H230ZM242 68V67H241ZM243 68V70H244ZM253 68V67H251ZM263 68V67H262ZM40 69V68H39ZM99 69V68H96ZM152 69V68H151ZM168 69V68H167ZM233 69V68H232ZM231 69V71H232ZM14 70V69H13ZM64 70V69H63ZM78 70V68H77ZM77 70L75 72H77ZM150 70V69H149ZM170 70V69H169ZM215 70V69H214ZM227 70V69H226ZM225 70V71H226ZM229 70V69H228ZM227 70V71H228ZM56 71L55 69L53 70V72ZM67 71V70H66ZM104 71V70H103ZM189 72V70H187ZM239 71V70H238ZM21 72V71H20ZM45 72V70H44ZM92 72V71H91ZM195 72V71H194ZM2 74V72H0ZM93 79L87 84L89 85L87 87V85L85 86L86 83H84V79H77L74 81H69L66 80L64 81L61 85L59 86H55L54 88L51 87L48 90H38V89H33V88H20L18 94H15L19 96L20 98V103L18 104V107L15 109V115L20 114L22 112H27V117H23L26 118L27 120L25 121L24 124H26V129L24 128V132H22L23 130L20 129V132H22L23 138L24 140H26L28 142V146L30 148V152L32 153V155L34 157H36L37 159H40L43 164L44 167L46 168V170L49 171L50 173V181L47 183H40L39 181L35 180V181H31L29 178L23 176L22 175L6 182L5 185L10 186V188L12 189L11 191L6 190L5 185H3L0 182V264H98L96 262L93 261V259H98L99 260V264H169L168 263V258L170 257V255L176 254L178 252L181 251H188L190 253V264H203L204 259L207 257V254L209 252H207V249L209 246H211L213 243L216 244V242H213L214 240H217V237L219 235V233H222V230L225 231L226 227L224 228L223 225H221V220L222 218H225L223 214H218L215 212L213 214H210L208 211L209 215H202L201 212L200 213H196L194 209H190L187 211V213L182 217L181 221H177V223L175 222V217L173 215H169L167 212H163V216L161 218V220L155 225L152 223H149L150 221L146 220V210L148 209H144L141 210L138 209L136 212V215L134 216L133 220H134V225L130 226L129 224H126L122 219H119L115 214H113L110 210H112V206L119 204V203H126L128 201H132L134 202L135 200H144V202H146V153H147V149H146V137L145 136H139L138 133L135 131L134 128H132L130 125L129 126H124V128H122V126H116L115 127V131H117L119 133L120 138H122L129 146H130V150L134 153V155L140 160V165L141 167L145 170V173L141 174L140 177L136 178L135 180L132 179V177L129 175V177H131L130 179H127L126 181H122L119 179V177H117L114 173V168H110L108 166L105 165H100L98 164H87V162L91 159H100L104 156H111L113 157L115 154L114 151L112 150H108L104 147L103 144H101L99 141L96 140L95 136L91 133H89V128L86 129L82 126H78L75 127V122L70 119L69 116V111L70 112H75V113H82L85 114L86 112L84 110H88V108L90 109H95V111L97 112V115L95 118H101L103 119L104 122H106V120H109L110 118H113L114 115H112L110 112L112 110H117L118 116L120 115H126L128 112H131L135 107L141 106L143 105L142 103H140V99L136 98V95H134L132 92H128L127 90L123 89L121 91V93H119V95L116 96H112L113 94H109V97L103 94L102 95V90L101 87H105L107 84L106 82V78L104 76V74H100L98 71H93ZM170 73V72H169ZM168 73V74H169ZM231 73V72H230ZM239 73V72H237ZM3 74L5 75V72L3 71ZM2 74V75H3ZM7 74V73H6ZM61 74L65 75V78H67V73L66 72H62ZM171 74V73H170ZM191 74V72H190ZM198 74V72H197ZM242 74V72H241ZM254 75V72L252 73ZM9 75V74H7ZM13 75V74H12ZM11 75V76H12ZM17 75V73H16ZM16 75H13L16 77ZM33 75V74H32ZM37 75V74H36ZM174 75V74H173ZM12 76V77H13ZM31 76V75H30ZM47 76H49L47 74ZM51 76V75H50ZM49 76V77H50ZM72 75H70L71 77ZM152 76V75H151ZM156 76V75H155ZM180 76V75H179ZM178 76V78H179ZM193 76H196L193 74ZM192 76V77H193ZM232 76V75H231ZM263 76V74H262ZM261 76V77H262ZM3 77V76H2ZM12 77H4L3 80H0V94L4 93L5 91L8 90V86L11 84L12 81ZM22 77V76H21ZM38 77V76H37ZM41 77V74L40 76ZM69 77V78H70ZM73 77V76H72ZM170 77H173L170 75ZM199 77V75H198ZM216 77V76H215ZM219 77V75H218ZM249 77V76H248ZM253 77V76H252ZM256 77V75L254 76ZM253 77V78H254ZM259 77V76H258ZM259 77L261 80L262 78ZM25 78H29L26 77ZM44 79H47V77H41ZM51 79L54 78V76L50 77ZM49 78L50 81H53ZM74 79L76 77H73ZM182 78V75H181ZM188 78V77H187ZM201 78V77H200ZM257 78V77H256ZM1 79V78H0ZM153 79V78H152ZM186 79V78H185ZM14 80V77H13ZM30 80V79H29ZM165 80H168L165 79ZM183 80V79H182ZM193 81H195L196 79H192ZM247 80H249L247 78ZM246 80V81H247ZM27 81V80H26ZM59 80H55V82H57ZM199 81V80H196ZM255 81V80H254ZM61 82V79H60ZM59 82V83H60ZM180 82L181 79H180ZM185 82H188L187 80ZM258 82V79L257 81ZM58 83V82H57ZM166 83V82H165ZM172 83V82H171ZM178 83V82H177ZM184 83V82H183ZM194 83V82H193ZM196 83V82H195ZM198 83V82H197ZM196 83V85H197ZM260 83V82H258ZM186 83H184L185 85ZM189 84H191L190 80H189ZM199 84H203L202 81ZM198 84V85H199ZM245 84V83H244ZM261 84V83H260ZM165 85V84H164ZM178 85V84H177ZM188 85V84H187ZM204 85V84H203ZM28 86V84H27ZM166 86H169L166 85ZM181 86V85H180ZM195 86V85H194ZM263 86V85H262ZM29 87V86H28ZM88 89H87V88ZM170 87V86H169ZM169 87H165V88H169ZM182 87V86H181ZM180 87V88H181ZM7 88V89H6ZM10 88V86H9ZM134 88V87H133ZM187 88V86H186ZM196 88V86H195ZM192 88H190V90H192ZM206 89V88H204ZM261 89V88H260ZM105 90V89H104ZM136 90V89H135ZM186 91L188 89H185ZM188 90V91H190ZM109 92L112 90H108ZM138 91V90H136ZM193 91V90H192ZM200 91V90H198ZM258 91V90H257ZM113 92V91H112ZM144 92V91H143ZM191 92V91H190ZM210 93V91H208ZM219 92V91H217ZM261 92V91H260ZM111 93V92H110ZM114 93V92H113ZM195 94V92H193ZM201 93V91L199 92ZM204 93V92H203ZM215 94H217L216 92H214ZM213 93V94H214ZM5 94V93H4ZM137 94V93H136ZM166 94V93H165ZM180 94V93H179ZM185 94V93H183ZM206 94V93H205ZM212 94V95H213ZM214 94V95H215ZM218 94H221L220 92ZM190 95V93L188 94ZM197 96H195L196 98L198 97V93L196 94ZM202 95V94H201ZM164 96V95H163ZM181 96V95H180ZM183 96V95H182ZM187 96V95H186ZM206 96V95H205ZM220 96V95H219ZM222 96V95H221ZM117 97V99H116ZM177 97V96H176ZM188 97V96H187ZM206 96L204 99L207 100ZM223 97V96H222ZM264 97V96H263ZM181 98V97H180ZM199 98V97H198ZM224 98V97H223ZM154 99V97H153ZM178 99V98H177ZM200 99V98H199ZM13 100V99H12ZM15 100V99H14ZM120 100V101H119ZM167 100V99H166ZM170 100V99H169ZM198 99H195V101ZM201 100V99H200ZM119 101V103H117ZM172 101L176 103L177 100H173ZM182 101V99H181ZM194 101V100H193ZM199 101V100H198ZM208 101V100H207ZM211 101V100H210ZM209 101V102H210ZM227 101V100H226ZM145 102V101H144ZM179 102V100L177 101V103ZM183 105L186 104L184 103L185 101H182ZM179 102V103H182ZM208 102V103H209ZM157 103V101H156ZM170 103V102H169ZM168 103V104H169ZM178 103V104H179ZM200 103V102H199ZM204 103H206L205 101L203 102V106ZM207 103V104H208ZM262 103V102H261ZM140 104V105H139ZM149 104V103H148ZM164 104V103H161ZM173 104V103H172ZM219 104V103H218ZM12 105V104H11ZM157 105V104H156ZM165 105V104H164ZM181 105V104H179ZM191 105V104H190ZM193 105V104H192ZM191 105V107H192ZM198 105V104H197ZM212 105V104H211ZM220 105V104H219ZM159 105H157L158 107ZM163 106V105H161ZM160 106V107H161ZM167 106V105H166ZM175 107H178L176 105H174ZM214 107V105H212ZM171 107V106H170ZM188 107V106H187ZM216 107V106H215ZM214 107V108H215ZM221 107V106H220ZM261 107V106H260ZM14 108V107H12ZM11 108V109H12ZM156 108V107H155ZM155 108L153 110H155ZM179 108V107H178ZM190 108V107H189ZM213 108V109H214ZM263 108V107H262ZM92 109V110H93ZM151 108H149L150 111ZM158 109H160L158 107ZM172 109V108H171ZM181 109V108H180ZM191 109V108H190ZM198 109V108H197ZM203 109V108H202ZM207 109V106H206ZM218 109V108H217ZM220 109V108H219ZM5 110V109H4ZM166 110V109H165ZM173 110V109H172ZM183 110V109H182ZM187 111V109H185ZM211 110V109H210ZM215 110V109H214ZM212 110V111H214ZM254 110V108L252 109ZM262 110V109H261ZM178 111V110H176ZM181 111V110H180ZM219 114L221 113L220 110ZM218 111L216 110V114L218 113ZM241 112H244L242 110H240ZM90 112V111H89ZM93 112V111H92ZM113 112V111H112ZM155 112V111H154ZM248 111H245V113ZM251 112V111H250ZM249 112V113H250ZM2 113V112H1ZM176 113V112H175ZM180 113V112H179ZM188 113V112H187ZM245 113L241 114V116L245 115ZM264 113V112H262ZM30 114V115H29ZM96 114V113H94ZM148 114V113H147ZM164 114V113H163ZM172 114V113H171ZM215 114V113H214ZM215 114V115H216ZM217 114V115H219ZM2 117H0V175L3 174L5 171H12V172H20L17 169V166L19 164H23V159L21 161V153L23 152H19L17 149V145H13L12 141L15 139L16 135V129L18 128L19 122L17 123L15 120V122H9V119L7 120L5 117H3L4 115L1 114ZM14 115V117H15ZM93 115V114H92ZM156 115V114H155ZM160 115V114H159ZM186 115V114H185ZM194 115V114H192ZM191 115V116H192ZM210 115V114H209ZM208 115V116H209ZM214 115V116H215ZM221 115V114H220ZM223 115V114H222ZM226 115V114H225ZM239 115V114H238ZM252 115V112L250 113V117ZM116 116V115H115ZM166 116V115H165ZM178 116V115H177ZM200 116V115H199ZM212 116L211 119L214 117ZM240 116V117H241ZM157 117V115H156ZM155 117V119H156ZM162 117V114H161ZM202 117V116H200ZM199 117V118H200ZM216 117V116H215ZM214 117V120L217 118ZM222 117V116H221ZM239 117V116H238ZM238 117H236L235 119H238ZM10 118V117H9ZM131 118V116H130ZM164 118V117H163ZM173 118V117H172ZM209 118V117H208ZM207 118V119H208ZM220 118V117H219ZM242 118V117H241ZM247 118V117H246ZM20 119V118H19ZM146 114H142L140 116H137L138 121L141 122V124H146ZM179 119V116L178 118ZM176 119V120H177ZM185 119V118H184ZM193 119L190 117L189 121ZM206 119V120H207ZM252 119V117H251ZM250 119V120H251ZM11 120V119H10ZM71 121L69 123H73L71 124L74 125V127L70 128V132L71 134H69L66 137V141L67 143L65 145L61 146H55L54 144V148H51L47 151L44 152V150L42 149V145L45 144L43 141L45 136L43 137V133L44 131H46L47 128H49L51 125H53L54 122H68ZM87 120L90 121L94 126V130H96V128H98V126L102 123V121H98L92 118L87 117ZM162 120V119H161ZM196 120L197 119H193ZM210 120V119H209ZM213 120V121H214ZM245 120V119H244ZM243 120V121H244ZM248 120V119H247ZM249 120V122H250ZM18 121V120H17ZM24 121V120H23ZM110 121V120H109ZM185 121V120H184ZM179 121L181 122H184ZM188 120H186L187 123ZM226 121V120H225ZM246 121V120H245ZM242 124H247L245 127L248 128V122H245ZM81 122V121H80ZM103 122V123H104ZM111 122V121H110ZM155 123V121L152 120V123ZM158 122V121H157ZM175 122V121H174ZM206 122V121H205ZM220 122V121H218ZM239 122V121H238ZM55 125L57 126L58 124ZM88 123V122H87ZM112 123V122H111ZM164 123V122H163ZM173 123V122H171ZM195 123V122H194ZM193 123V124H194ZM197 123V122H196ZM204 124V122H202ZM207 123V122H206ZM213 123V122H212ZM221 125L224 124L225 122H220ZM120 124V122H119ZM138 124V123H137ZM135 124V126L137 125ZM175 124V123H174ZM188 124V123H187ZM192 124V123H190ZM189 124V125H190ZM211 124V122H210ZM219 124V123H218ZM216 124V125H218ZM241 124V123H240ZM251 124V123H250ZM106 125V124H105ZM108 125V124H107ZM139 125V124H138ZM181 125V124H180ZM206 125V124H205ZM214 126V128H216V126L214 124H212ZM210 125V126H212ZM264 125V124H263ZM86 126V125H85ZM91 126V127H93ZM156 126V125H154ZM187 126V125H184ZM195 126V125H194ZM209 126V125H208ZM206 126V127H208ZM226 127V124L224 125ZM250 126V125H249ZM89 127V126H87ZM106 127V126H105ZM104 127V128H105ZM114 127V126H113ZM126 127V128H125ZM173 127V126H172ZM176 127V126H175ZM221 127V126H220ZM224 127V128H225ZM238 127V125L236 126ZM240 127V125H239ZM264 127V126H263ZM101 128V127H100ZM103 128V127H102ZM112 128V127H110ZM174 128V127H173ZM179 128V127H178ZM182 128V127H180ZM196 128H198L196 126ZM218 128V127H217ZM23 129V128H22ZM99 129V128H98ZM187 129V128H186ZM210 129L212 130V127H210ZM221 129V128H220ZM238 129V128H237ZM244 130V128H242ZM246 129V128H245ZM49 130V129H47ZM178 130V129H177ZM201 130V129H200ZM217 130V129H216ZM239 130V129H238ZM99 131V130H97ZM155 131V130H154ZM175 131V129H174ZM187 132V130H185ZM184 131V132H185ZM196 131V130H195ZM214 131V130H212ZM224 131V130H223ZM221 131V132H223ZM242 131V130H241ZM252 131V130H251ZM158 132V131H157ZM180 132V131H178ZM182 132V131H181ZM180 132V133H181ZM185 132V134H186ZM202 132V131H200ZM211 132V131H210ZM217 132V131H216ZM219 132V130H218ZM69 133V132H68ZM188 133V132H187ZM199 133V132H198ZM203 133V132H202ZM201 133V134H202ZM213 133V132H212ZM211 133V134H212ZM215 133V131H214ZM213 133V134H214ZM149 134V133H148ZM179 134V133H178ZM209 134V133H208ZM241 136L242 132L240 133ZM248 134H250L248 132ZM150 135V134H149ZM210 135V134H209ZM248 136L246 133H244V136ZM53 136V135H52ZM205 136V135H204ZM216 136V135H214ZM264 136V135H263ZM48 138H50V136H47ZM185 137V136H184ZM189 137V136H187ZM239 137V136H238ZM255 137V136H254ZM261 137V136H259ZM47 138V139H48ZM190 138V137H189ZM196 138V136L194 137ZM202 138V137H201ZM200 138V140H201ZM253 139V137H251ZM156 139V138H155ZM173 139V138H172ZM183 139V138H182ZM203 139V138H202ZM219 139V138H218ZM224 139V138H222ZM235 139H237V137H235ZM245 139V138H243ZM242 139V142H243ZM250 139V138H249ZM264 139L263 137L260 139L262 140ZM108 140V139H107ZM148 140V139H147ZM152 140V139H151ZM157 140V139H156ZM179 140V139H178ZM192 140V138H191ZM198 140V138H197ZM216 140V139H215ZM214 140V141H215ZM221 140V139H219ZM225 140V139H224ZM257 140V139H256ZM118 141V140H117ZM116 141V143H117ZM143 141H145L143 143ZM185 141V140H184ZM199 141V140H198ZM246 141V140H245ZM251 141V139H250ZM46 142V141H45ZM52 142H54L52 140ZM120 144L121 143V139H120ZM118 142V143H119ZM150 143V145L152 146L151 149L154 147V143L151 144V141H148ZM211 142V141H209ZM213 142V141H212ZM233 144L238 145L239 143H241V141H239V143H235V141H232ZM237 142V141H236ZM51 143V142H50ZM159 143V142H158ZM155 146V148H157L158 146ZM182 143V142H181ZM184 143V142H183ZM186 143V141H185ZM184 143V144H185ZM215 144V142H213ZM212 143V144H213ZM118 144V146L120 145ZM183 144V145H184ZM188 144V142H187ZM200 144V143H198ZM213 144V145H214ZM46 145V144H45ZM52 147V143L50 144ZM60 145V143L58 144ZM115 145V144H114ZM147 145H149L147 143ZM178 145V144H176ZM190 145V143H189ZM188 145V147H189ZM217 145V144H216ZM171 146V145H170ZM180 146V144H179ZM195 145H192V147ZM211 146V145H210ZM48 147L50 148V146L48 145ZM121 147V145H120ZM119 147V148H120ZM123 147V146H122ZM121 147V149H122ZM125 147V146H124ZM196 147V146H195ZM22 148V147H20ZM118 148V149H119ZM127 148V147H125ZM181 148V147H179ZM185 148V147H184ZM194 148V147H193ZM197 148H199V145L197 146ZM217 148V147H214ZM222 148V147H221ZM124 149V148H123ZM169 149V148H168ZM172 149V148H171ZM178 149V148H177ZM192 149V148H191ZM223 149V148H222ZM153 150H155L153 148ZM152 150V151H153ZM157 150V149H156ZM170 150V149H169ZM168 150V151H169ZM187 150V148H186ZM193 150V149H192ZM206 150V149H203ZM214 150V149H212ZM228 150V148L226 149V151ZM120 151V149H119ZM123 151V150H122ZM128 151V150H126ZM151 151V152H152ZM164 151V150H163ZM167 151V150H165ZM173 151V150H172ZM183 151V150H182ZM190 151V150H189ZM195 151V150H193ZM210 151V150H209ZM222 151V150H220ZM225 151V149H224ZM224 151H222V153H224ZM240 151V150H239ZM242 151V150H241ZM257 151V150H256ZM121 152V151H120ZM184 152V151H183ZM198 152V151H197ZM197 152H195V154H198ZM208 152V150L206 151ZM245 152V151H244ZM243 152V153H244ZM153 153H155L153 151ZM164 153V152H161ZM193 153V152H192ZM229 154V152H227ZM251 153V152H250ZM253 153V152H252ZM149 154V153H148ZM147 154V155H148ZM158 154V152H157ZM174 154V153H173ZM191 154V153H190ZM206 154V153H205ZM226 154V153H225ZM235 154V153H234ZM23 155V154H22ZM159 155V154H158ZM157 155V156H158ZM161 155V154H160ZM170 155V154H169ZM169 155L167 157H169ZM175 156H177V154H174ZM184 155V153H183ZM186 155V154H185ZM188 155V154H187ZM192 155V154H191ZM199 155V154H198ZM209 155V153H208ZM216 155V154H214ZM252 155V154H251ZM249 155V159L250 156ZM254 155V153H253ZM264 155V154H263ZM24 156V155H23ZM123 156V155H122ZM151 157V155H148V157ZM154 156V154L152 155ZM172 156V155H171ZM170 156V157H171ZM201 156V155H200ZM203 157H206L204 155H202ZM220 156V155H219ZM128 157V156H127ZM164 157V156H163ZM193 157V156H192ZM208 157V156H207ZM216 157H218L216 155ZM222 157V156H221ZM24 158V157H23ZM191 158V157H190ZM211 158V157H209ZM243 158V157H242ZM255 158V157H254ZM122 159V158H121ZM129 160V158H126ZM163 159V158H162ZM173 159V158H172ZM180 159V158H179ZM182 159V158H181ZM186 159V158H184ZM246 159V158H245ZM256 159V158H255ZM127 160V162H128ZM137 160V159H136ZM187 160V159H186ZM196 160V159H195ZM194 160V161H195ZM202 160V159H201ZM223 160V159H221ZM248 160V157L247 159ZM252 160V159H251ZM263 160V159H262ZM190 161V160H189ZM192 161V160H191ZM199 161V160H198ZM205 161V160H204ZM218 161L217 159L215 160V162ZM249 161V160H248ZM247 161V162H248ZM257 161V160H256ZM36 162V161H35ZM34 162V163H35ZM137 161H135L134 163H136ZM182 162V161H181ZM180 162V163H181ZM188 162V161H187ZM197 161L193 162L196 163ZM206 162V161H205ZM232 162V161H231ZM184 163V162H182ZM190 163V162H189ZM219 164L222 162H218ZM217 163V164H218ZM252 163V162H251ZM258 163V162H257ZM163 164V163H162ZM171 164V163H170ZM169 164V165H170ZM186 164V163H184ZM192 164V163H191ZM207 164V162H206ZM225 164V163H224ZM231 164V163H230ZM229 164V166H230ZM236 164V163H235ZM233 164V165H235ZM25 165V164H24ZM40 165V164H39ZM138 165V166H140ZM188 165V164H187ZM203 165V162H202ZM241 165V164H240ZM243 165V164H242ZM256 165V164H255ZM258 165V164H257ZM41 166V165H40ZM134 168V165H132ZM149 166V164H148ZM155 167L158 165H154ZM177 166V164H176ZM263 167V165H260ZM23 167V166H22ZM20 167V168H22ZM160 167V166H159ZM175 167V166H174ZM186 167V166H185ZM188 167V166H187ZM205 167V164H204ZM258 167V166H257ZM138 167H136L137 169ZM152 168V167H151ZM164 168V167H163ZM219 168V167H218ZM248 168V167H247ZM264 168V167H263ZM23 169V168H22ZM187 169V168H186ZM222 169V168H221ZM250 169V168H248ZM158 170V169H156ZM175 171V168L173 169ZM172 170V171H173ZM253 172V169H251ZM255 170V169H254ZM259 171V167L257 169ZM127 171V170H126ZM129 171V170H128ZM127 171V172H128ZM153 171V170H152ZM173 171V172H174ZM250 171V170H249ZM260 171H262L260 169ZM89 172V173H88ZM176 172V171H175ZM184 172V171H183ZM219 172V171H218ZM222 172V171H221ZM223 172H225L223 170ZM231 172V171H230ZM256 172V171H255ZM16 173V172H15ZM14 173V174H15ZM41 173V172H40ZM192 174V172H190ZM190 173L188 174L187 171L185 174L190 175ZM194 173V172H193ZM232 173V172H231ZM230 173V174H231ZM235 173V172H233ZM237 173V172H236ZM260 173V172H259ZM263 173V171H262ZM19 174V173H18ZM127 174V173H126ZM148 174H151L150 171ZM162 174L163 172L160 171V169L158 170L155 178L151 179L153 180V183L155 185L157 184H162ZM183 174V173H182ZM202 174V173H201ZM204 174V173H203ZM221 174V173H220ZM242 174H244L242 172ZM261 174V173H260ZM169 174V179L170 178ZM187 175V176H188ZM193 175H196L193 174ZM192 175V176H193ZM234 175V174H233ZM240 175V174H239ZM263 174H261L262 177ZM34 176H36L34 174ZM138 176V175H137ZM177 176V175H176ZM191 176V177H192ZM203 175H201L202 177ZM206 176V175H205ZM208 176V175H207ZM235 176V175H234ZM238 176V175H236ZM241 176V175H240ZM247 176V175H245ZM260 176V175H258ZM179 177V176H177ZM243 177V176H242ZM251 177V176H250ZM186 178V177H185ZM188 179V177H187ZM187 179L185 181H187ZM192 179V178H191ZM189 178V180H191ZM204 179V178H203ZM207 179V178H206ZM258 179V178H257ZM184 180V179H182ZM230 181L232 180L231 178L229 179ZM228 180V181H229ZM244 180V179H243ZM260 180V179H259ZM167 181V180H166ZM165 181V182H166ZM176 181V180H175ZM184 181V182H185ZM264 181V180H262ZM78 182H81L82 189H77L74 187V185ZM126 182V183H125ZM168 182V181H167ZM216 182V181H215ZM214 182V183H215ZM220 182V181H219ZM150 184L152 182H147V184ZM169 183V182H168ZM168 183H164V184H168ZM179 183V182H176ZM186 183V182H185ZM188 184L190 182H187ZM186 183V184H187ZM206 183V182H205ZM213 183V181H212ZM220 183L223 184V182L221 181ZM148 184V185H149ZM153 184V185H154ZM163 184V186H164ZM171 183H169L170 185ZM184 184V185H186ZM209 184H211V182H209ZM126 185V187L129 188V191H127L126 193L123 192L121 190V187ZM173 185V184H171ZM170 185V186H171ZM197 187L198 184H196ZM225 185V183L223 184ZM230 185V184H229ZM177 186V185H176ZM189 185H186V187ZM195 186V185H193ZM208 186V185H207ZM155 187V186H154ZM178 187V186H177ZM212 187V186H211ZM75 188V189H74ZM152 188V187H151ZM165 188V187H164ZM163 188V189H164ZM168 188V187H167ZM176 188V187H175ZM192 188V187H191ZM202 188V187H201ZM200 188V189H201ZM177 189V188H176ZM199 189V188H198ZM188 191V188L186 189ZM154 191V189H153ZM171 191V190H170ZM186 191V192H187ZM128 192L131 193V196L128 194ZM157 192V191H156ZM172 192V191H171ZM201 192V191H199ZM151 193V192H150ZM153 193V192H152ZM260 193V192H259ZM149 194V193H148ZM197 194V193H196ZM202 194V193H201ZM262 194V193H261ZM136 195V197L132 199V197ZM154 195V194H153ZM189 195V194H187ZM260 195V194H259ZM156 196V195H155ZM190 196V195H189ZM205 196V195H203ZM203 196H201V198L203 199ZM149 197V196H148ZM191 197V196H190ZM198 197V196H197ZM208 197V196H207ZM206 197V198H207ZM261 197V195H260ZM92 198L94 199H101L103 201L104 204H106L108 206V210L107 212H103L102 209H98L97 207L94 206ZM156 198V197H154ZM153 198V199H154ZM193 198V197H192ZM149 199V198H147ZM152 199V198H150ZM151 202H155V201ZM195 199V198H193ZM201 199V200H202ZM209 200L212 198H208ZM199 200V199H198ZM200 200V201H201ZM204 200V199H203ZM260 200V199H259ZM259 200H257L259 202ZM262 200V197H261ZM264 200V199H263ZM215 201V199H214ZM219 201V200H218ZM234 201V200H233ZM149 202V201H147ZM195 202H198L197 200ZM202 202V201H201ZM143 203V202H142ZM150 203V202H149ZM148 203V204H149ZM185 203V202H184ZM194 203V202H193ZM208 203V202H207ZM210 203V201H209ZM238 203V202H236ZM240 203V202H239ZM261 203V202H259ZM141 204V203H140ZM153 204V203H152ZM151 204V205H152ZM204 205V202L202 203ZM211 204V203H210ZM214 204V203H213ZM142 205V204H141ZM165 206H167L166 204H164ZM195 205V204H194ZM199 205L196 203V206ZM217 205V204H216ZM242 206V204H238V207L240 208V206ZM262 205V204H261ZM144 206V205H143ZM190 206V205H189ZM201 206V205H200ZM206 206V205H204ZM210 206V205H209ZM212 206V204H211ZM210 206V208H212ZM232 206V205H231ZM230 206V207H231ZM245 206V205H244ZM242 206V207H244ZM146 204H145V206ZM150 207V205H149ZM213 207H215L216 210V206L214 205ZM234 207H236L234 205ZM247 207V206H246ZM256 207H261L260 204L259 206ZM151 208V207H150ZM191 208V207H189ZM199 208V207H197ZM209 208V207H208ZM245 208V207H244ZM248 208V207H247ZM246 208V209H247ZM251 208V207H250ZM263 208V207H261ZM142 209V208H141ZM186 209V208H184ZM200 209H205L203 206H201ZM214 209V208H212ZM243 209V208H242ZM241 209V210H242ZM127 210V208H126ZM125 210V212H127ZM206 210V209H205ZM214 210V211H215ZM240 210V209H239ZM151 211V210H150ZM199 211V210H197ZM207 211V210H206ZM212 210H210L211 212ZM219 211V210H218ZM217 211V212H218ZM264 211V210H263ZM153 212H155L153 210ZM221 212V211H219ZM231 212V211H230ZM234 214L236 212H231V214ZM240 213V212H238ZM94 214H100L101 216L103 215L104 217H106V224L104 225L103 222L101 220H97ZM119 214V213H118ZM128 214V212H127ZM131 214V213H129ZM201 214V216L199 215ZM204 214V212H203ZM241 214V213H240ZM247 213H245L246 215ZM259 214V213H258ZM236 215V214H235ZM238 215V214H237ZM241 215H244V213H242ZM257 216V214H255ZM260 215V214H259ZM258 215V216H259ZM99 216V215H98ZM123 216V215H122ZM121 216V217H122ZM127 216V215H126ZM125 216V217H126ZM130 216V215H129ZM233 216V215H232ZM120 217V218H121ZM235 217V216H233ZM250 217V216H248ZM260 217V216H259ZM100 218V216H99ZM102 218V217H101ZM262 218H264V215L262 216ZM124 219V218H123ZM129 219V217H128ZM226 219V218H225ZM256 219V217H255ZM261 219V218H260ZM104 220V219H103ZM177 220V219H176ZM204 220V221H203ZM263 220V219H262ZM148 221V222H147ZM201 221L202 223L204 222V226H206L207 229H204L203 225L201 226ZM255 221V220H252ZM250 221V222H252ZM259 221V220H258ZM193 223V229L188 230L184 223ZM225 222V220H224ZM249 222V223H250ZM257 222V221H256ZM223 223V221H222ZM231 223V222H229ZM239 223V222H238ZM248 223V222H245ZM244 223V224H245ZM248 223V224H249ZM258 223V222H257ZM111 225L112 226V233L108 232L107 229V225ZM226 224V223H225ZM243 224V223H241ZM243 224V225H244ZM247 224V225H248ZM253 224V223H252ZM259 224V225H258ZM258 228H260L259 226L263 227V223L260 224V222L258 223ZM156 226V228H158V231L156 232V234H154V236L151 238H147L146 235H144V230L146 229V226ZM226 225H230V227L232 228L231 224H227ZM238 225V224H237ZM254 226H256L255 224H253ZM188 226V225H187ZM246 226V225H245ZM250 226V224H249ZM236 227V226H235ZM238 227V226H237ZM189 228H192L189 227ZM234 228V227H233ZM232 228V229H233ZM242 228V227H241ZM264 228V227H263ZM225 229V230H224ZM228 229V227H227ZM236 229V228H234ZM14 230L16 231V233H14ZM244 230V229H242ZM81 234L82 239L84 241L85 246H79L78 247V254H74L69 247V241L72 240L74 237H76V235ZM149 232V231H148ZM229 233H231V231H229ZM236 233V232H235ZM244 233V232H243ZM233 234V233H232ZM236 234H239L238 232ZM225 235V234H223ZM234 235V234H233ZM244 235V234H242ZM226 236V235H225ZM239 237V236H238ZM242 237V236H241ZM225 239H228L227 237ZM226 241V240H225ZM239 241H241L239 239ZM235 242V241H234ZM79 243V242H78ZM219 243V242H218ZM226 243V242H225ZM237 243V242H236ZM235 243V245H236ZM242 243V242H241ZM240 243V244H241ZM227 244V243H226ZM233 244V243H232ZM239 244V243H238ZM247 244V243H244ZM243 244V245H244ZM249 244V243H248ZM247 244V247H248ZM215 246V245H213ZM230 246V244H229ZM233 246V245H232ZM221 247V246H219ZM218 247V248H219ZM225 247V244H224ZM231 247V246H230ZM236 247V246H235ZM239 247V246H238ZM227 248V247H226ZM234 248V247H233ZM220 249V248H219ZM218 249V250H219ZM225 248H223L224 250ZM237 250V249H236ZM256 256L255 258L258 260V262H261L260 264H264V247H260V244L256 245ZM222 251V250H221ZM227 253V252H226ZM210 255V253H209ZM230 255V254H229ZM228 256V253H227ZM254 256L253 255H249L247 256L246 260H245V264H252V258ZM209 258V257H208ZM214 258V257H212ZM205 263V261H204ZM208 264V262H207ZM213 264V261H212ZM243 264V263H240Z\"/></svg>", "mask_w": 264, "mask_h": 264}]
</instances>
